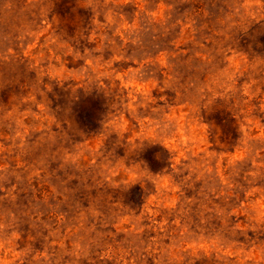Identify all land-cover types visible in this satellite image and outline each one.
I'll list each match as a JSON object with an SVG mask.
<instances>
[{"label":"rangeland","instance_id":"374dc122","mask_svg":"<svg viewBox=\"0 0 264 264\" xmlns=\"http://www.w3.org/2000/svg\"><path fill=\"white\" fill-rule=\"evenodd\" d=\"M0 264H264V0H0Z\"/></svg>","mask_w":264,"mask_h":264},{"label":"trees","instance_id":"16d2710c","mask_svg":"<svg viewBox=\"0 0 264 264\" xmlns=\"http://www.w3.org/2000/svg\"><path fill=\"white\" fill-rule=\"evenodd\" d=\"M95 122L97 123V120H94V123H95ZM92 126H94V125H92Z\"/></svg>","mask_w":264,"mask_h":264}]
</instances>
